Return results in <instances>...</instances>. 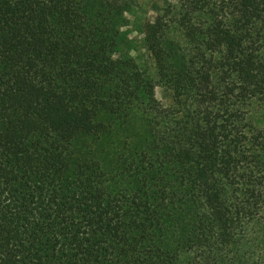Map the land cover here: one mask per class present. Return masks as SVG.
Returning <instances> with one entry per match:
<instances>
[{
	"label": "trees",
	"instance_id": "1",
	"mask_svg": "<svg viewBox=\"0 0 264 264\" xmlns=\"http://www.w3.org/2000/svg\"><path fill=\"white\" fill-rule=\"evenodd\" d=\"M138 4L0 0V264H264V0L167 5L157 80Z\"/></svg>",
	"mask_w": 264,
	"mask_h": 264
},
{
	"label": "rangeland",
	"instance_id": "2",
	"mask_svg": "<svg viewBox=\"0 0 264 264\" xmlns=\"http://www.w3.org/2000/svg\"><path fill=\"white\" fill-rule=\"evenodd\" d=\"M178 0H139L136 10L127 16L126 40L123 43L119 56H129L134 59L142 69L151 73L158 79V70L154 58L145 42L147 29L161 16L164 8L176 3ZM157 99L164 106L170 105L172 100L160 87L155 89Z\"/></svg>",
	"mask_w": 264,
	"mask_h": 264
}]
</instances>
